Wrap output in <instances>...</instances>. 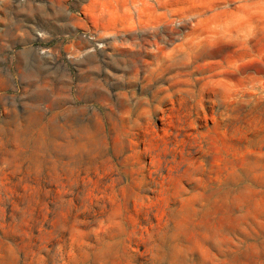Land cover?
<instances>
[{"label": "rangeland", "instance_id": "rangeland-1", "mask_svg": "<svg viewBox=\"0 0 264 264\" xmlns=\"http://www.w3.org/2000/svg\"><path fill=\"white\" fill-rule=\"evenodd\" d=\"M0 264H264V0H0Z\"/></svg>", "mask_w": 264, "mask_h": 264}]
</instances>
